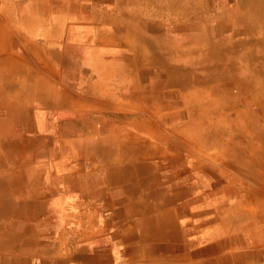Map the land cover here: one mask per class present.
I'll list each match as a JSON object with an SVG mask.
<instances>
[{"label":"crops","instance_id":"crops-1","mask_svg":"<svg viewBox=\"0 0 264 264\" xmlns=\"http://www.w3.org/2000/svg\"><path fill=\"white\" fill-rule=\"evenodd\" d=\"M103 8L0 0V264H264V226L221 208L219 171L174 178L152 132L126 131Z\"/></svg>","mask_w":264,"mask_h":264},{"label":"rangeland","instance_id":"rangeland-1","mask_svg":"<svg viewBox=\"0 0 264 264\" xmlns=\"http://www.w3.org/2000/svg\"><path fill=\"white\" fill-rule=\"evenodd\" d=\"M103 7V16L107 13L109 18L106 42L124 46L123 51L108 48L102 66H108L109 82H124L122 88L108 85L102 92L116 103L126 131L152 132L158 157L173 161L174 178L199 169L203 178L210 177L211 184L217 185L212 180L213 166L220 172L221 208L227 207L243 224L246 220L252 235L260 237L263 230L254 225L264 226V91L262 95L251 92L244 82L231 78L206 80L219 70L202 61L226 50L224 43V47L218 43L221 31L229 39H242L251 29H264V18L258 23L264 0H103ZM158 36L165 39L158 41ZM169 49L188 67L181 73L182 79L189 77L182 86L169 75L168 64L152 62L154 55ZM119 55L117 64L128 73L113 71L116 67L111 63ZM177 95L181 102H172ZM210 191L207 188L205 194ZM213 203L215 208V201L206 202V207Z\"/></svg>","mask_w":264,"mask_h":264},{"label":"bare ground","instance_id":"bare-ground-1","mask_svg":"<svg viewBox=\"0 0 264 264\" xmlns=\"http://www.w3.org/2000/svg\"><path fill=\"white\" fill-rule=\"evenodd\" d=\"M247 7H252L251 3H248ZM263 18L264 12L259 13L258 23L262 24L260 20H262ZM244 30L246 31L248 29L246 28ZM244 34L245 35L242 39H237L235 37H233V39H229V36H226V32H220L218 37V43H220V46H222V44L224 43L226 50L214 52V54L209 59H205L204 61H202V64L204 66H215L219 70V73L217 75H207L205 76V79L210 81L223 80V82H226L227 79L231 78L232 82H244L245 86L248 89L252 90L251 92H256L259 93V95H262L264 91V29H261L260 31H254L251 29L250 33ZM158 39L164 40L165 37L158 36V38L156 37V40ZM243 47H246L244 51L243 49H241ZM240 50H242V54H236L238 57L235 54L233 55V52ZM178 52H176L175 54H180V52ZM239 58H241L242 60L239 61ZM178 59L175 58L174 51L172 49H169V52L161 51L158 56L154 55L152 62L155 61L160 64H163L162 62H164V65L168 64L170 67H172L170 68L169 66H167L169 68V75L171 76V78L175 79L176 83L179 86H182L186 84V81L189 80V77L187 75L186 78L182 79L181 74L182 72L184 73L185 71H188V67H186L185 62L183 60L180 59L178 62ZM183 59L185 58L183 57ZM222 67L226 70H221ZM223 82L221 83L222 85L227 86V84H229H223ZM224 87H222L220 90L230 89V87ZM171 98L174 99L172 100V102H181L180 98L182 97L177 95Z\"/></svg>","mask_w":264,"mask_h":264}]
</instances>
